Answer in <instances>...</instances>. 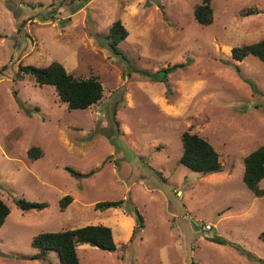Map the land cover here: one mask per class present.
<instances>
[{
  "label": "rangeland",
  "instance_id": "374dc122",
  "mask_svg": "<svg viewBox=\"0 0 264 264\" xmlns=\"http://www.w3.org/2000/svg\"><path fill=\"white\" fill-rule=\"evenodd\" d=\"M200 2L0 0V197L10 208L0 264H59L55 251L33 257L32 237L89 224L109 226L117 249L81 244L80 264H264V193L242 180L243 158L264 143V62L232 57L264 39V0H212L208 25L194 18ZM117 19L128 31L120 55L107 45ZM53 60L97 76L101 99L71 109L53 86L17 75ZM184 131L212 144L222 171L179 163ZM31 146L42 156L28 158ZM19 197L47 207L21 210ZM135 209L143 227L129 240Z\"/></svg>",
  "mask_w": 264,
  "mask_h": 264
},
{
  "label": "trees",
  "instance_id": "16d2710c",
  "mask_svg": "<svg viewBox=\"0 0 264 264\" xmlns=\"http://www.w3.org/2000/svg\"><path fill=\"white\" fill-rule=\"evenodd\" d=\"M211 2L212 0H201L195 6L193 15L199 24L208 25L212 22L213 7ZM127 35L128 31L119 19L110 25L107 34V45L114 54H121L117 44L125 39ZM248 55H252L264 62V39L232 48V57L235 60H242ZM179 66H182V64H173L158 70L155 80L166 81L168 74ZM21 73L32 74L35 82L40 86L44 84L53 86L58 99L66 103L68 108L71 109H85L98 102L103 95V86L97 76L76 77L69 73L62 63L56 60L44 66L20 64L17 69V75ZM150 76L152 77V75ZM181 142L182 153L179 158L181 165L203 174L222 171L219 153L205 138L197 133L184 131L181 134ZM42 153V149L38 146H31L27 150V156L30 159H37L42 156ZM243 166L242 180L244 184L254 195L262 196L264 191L258 185L264 179V143L250 151L243 158ZM65 169L72 174H80L71 167L65 166ZM71 201V195H64L60 199V208L64 209ZM14 202L21 210H42L47 207L46 202L30 201L22 197L15 198ZM122 203V200L100 201L95 203V207L96 209H103L111 204L115 207H121ZM134 211L135 225L129 240L143 227L141 213L137 209ZM9 213V206L0 197V227ZM259 236L264 241V231ZM213 240L222 242L217 238H213ZM30 243L33 248L38 249V252L33 257L45 254L48 251H55L59 258V264H80L77 247L84 243L105 251H115L117 249L112 229L103 224H89L56 232H42L34 235Z\"/></svg>",
  "mask_w": 264,
  "mask_h": 264
},
{
  "label": "crops",
  "instance_id": "0c3cea01",
  "mask_svg": "<svg viewBox=\"0 0 264 264\" xmlns=\"http://www.w3.org/2000/svg\"><path fill=\"white\" fill-rule=\"evenodd\" d=\"M126 218H128V217H126ZM125 222H126V228H127V226H128V228L130 227V226H132V231H133V227H134V221L133 220H131V219H127V220H125ZM133 223V224H132ZM127 228V230H126V232H125V238L127 237V234H128V232H129V229ZM129 236V235H128ZM130 236H131V234H130ZM129 236V237H130ZM130 239V238H129Z\"/></svg>",
  "mask_w": 264,
  "mask_h": 264
},
{
  "label": "built area",
  "instance_id": "2783aa9c",
  "mask_svg": "<svg viewBox=\"0 0 264 264\" xmlns=\"http://www.w3.org/2000/svg\"><path fill=\"white\" fill-rule=\"evenodd\" d=\"M211 229V225L210 224H208V223H206L205 225H204V230H210Z\"/></svg>",
  "mask_w": 264,
  "mask_h": 264
}]
</instances>
